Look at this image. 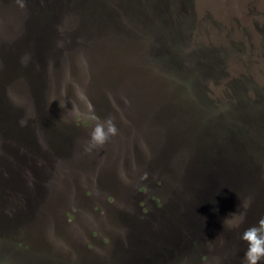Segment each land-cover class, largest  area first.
<instances>
[{"label": "rangeland", "instance_id": "obj_1", "mask_svg": "<svg viewBox=\"0 0 264 264\" xmlns=\"http://www.w3.org/2000/svg\"><path fill=\"white\" fill-rule=\"evenodd\" d=\"M162 1L167 9L170 3L166 5L165 0ZM169 1H174V8L195 11L197 7L199 22L217 25L261 23L247 15L264 13V0ZM49 14L48 19L57 23L50 32L46 22H42L49 39L50 36L70 39L67 32L73 26L67 22L63 24L59 12L54 10ZM133 22L132 26L136 27L139 19ZM164 23L177 24L178 20ZM28 27L22 26L24 29ZM136 28L145 31L142 27ZM21 31L18 41L24 38ZM11 36L15 40V34L11 32ZM98 41L101 43V38ZM34 42L40 44L37 40ZM135 44L143 48L142 42L137 40ZM85 57L80 61L83 73L72 67L64 83L56 79L62 83L63 91L54 93L49 88L44 104L52 108L56 103L65 107L69 105L78 120L91 126L96 123L90 118L92 114L101 121L111 118L118 134L102 148L87 152L82 148L83 143L87 146L90 133L76 128L81 131L73 133V137L67 136L68 140L75 138L74 143L79 144L73 155L78 157L76 164L80 157H86L93 165L77 168L70 160L64 167L65 172L57 167L59 181L55 186L47 181L37 185L33 182V175L23 179L18 177L19 168L25 167L30 173V160L21 163L22 158L15 156L14 151L2 147L17 149L21 140H17L14 119L17 111L12 106L3 105L0 95V113L5 112L12 119L7 128L2 126L0 115V235L18 237V241L31 251L45 253L46 257L33 252L28 256L16 252L10 255H16V260H30L32 264L34 255L53 264L54 261L47 258L48 253L59 259L60 262L55 261V264H66V261L77 264H245L247 243L240 237L245 229L264 218V165L244 164L245 160L239 159L242 152L235 136L230 150L228 147L227 150L218 148L206 161L205 157L209 158L212 148L189 144L180 136L166 132L159 125L158 108L153 105L139 104L136 107L139 124L135 125H140L144 136L131 137L126 133L130 123L126 111H132L133 107L129 103L125 110L122 108L124 102L119 98L128 101V89L138 94L136 88L131 87L133 80L123 75L129 73L134 79L138 76L134 67L137 59L132 57L127 67L118 69L119 72L93 56L97 70H89L88 74L84 68ZM99 92L104 96L105 113L102 114H99L100 109L94 108L99 102ZM113 107L117 111L111 112ZM45 113L52 117L49 109ZM147 114L149 120L144 121ZM221 152L229 155L225 161L235 181L221 182L218 178L219 184L211 188L206 177L202 182L200 172L206 176L207 167L218 163L213 160ZM181 153H186L187 157H182ZM245 165L259 171L247 182L241 179ZM23 199L27 201L26 206L20 205ZM236 224L238 226H233ZM259 264H264V260Z\"/></svg>", "mask_w": 264, "mask_h": 264}, {"label": "trees", "instance_id": "obj_2", "mask_svg": "<svg viewBox=\"0 0 264 264\" xmlns=\"http://www.w3.org/2000/svg\"><path fill=\"white\" fill-rule=\"evenodd\" d=\"M192 1L196 3V0ZM7 2L10 7L17 5L16 0ZM25 2L24 9L16 6L11 10L6 8L2 0L0 2V95L3 105L12 106L17 111L14 119L17 123V140H21V144L17 143V149L11 148L12 146L2 147L14 151L15 156L22 158L21 163L26 159L30 160V173L22 167L19 168L20 176L15 172V177L23 179L33 175L35 180L32 181L37 185L47 181L55 186L59 181L56 168L64 171L70 160L76 164L78 157L73 155L79 149V144L74 143L75 138L68 140L67 136L73 137V133L77 134L81 130L91 134L94 126L78 120L69 105L65 107L56 103L55 108H52L46 106L44 100L48 99L49 88H52L54 93L63 91L62 83L56 79L64 83L65 79L69 78L72 67L83 73L81 57L86 56L84 68L88 70V74L89 70H97L93 64V56L94 59L100 60L101 45L83 33L78 25L91 26L97 31L98 26L108 19L112 10L123 7V2H129L130 11L144 10L143 19L147 17L153 21L148 23L147 30L142 31L130 27L135 23L133 20L140 19L139 16L133 11L129 16L126 34L133 40L142 42L143 48L140 49L146 54L143 62L134 65L138 76L133 78L135 83H132L131 87L136 88L138 94L128 89L127 94L125 93L128 101L118 97L120 102H124L122 108L126 110L129 103L133 107L132 111H126L130 121L126 133L131 137L144 136L140 132V125H135L139 124L135 114L136 107L139 104L147 107L153 105L158 108L156 111L159 114V125L166 132L180 136V139L189 144L212 148L213 151L208 153L209 158L205 157L206 161L218 148L227 150L228 147L230 150L235 136L242 152L239 159L243 162L245 160L244 164L247 165H264V13L247 15L261 23L217 25L212 22H199L197 7L195 11L192 8H174V1L169 0H165L166 5L170 3L167 9L162 0ZM66 7L77 8L78 13L72 15L73 20L63 11ZM54 10L60 13L64 24L67 22L73 26L72 30L67 32L72 40L59 36H50L49 39L42 22H46L51 32L57 23L48 17ZM173 19H177L178 23H164H170ZM11 22L13 32L20 24L27 25L36 37L35 40L40 42L39 45L36 42L31 44V54L25 53L28 45L23 38L19 43L15 41L18 45L11 48L14 41L12 36L9 37L12 32ZM60 54L63 57H57ZM115 62L119 70L126 66L119 56ZM99 90L102 92V88ZM101 92L97 99L99 102L94 106L96 110L100 109L99 114L105 113L102 104L104 96ZM85 101L90 103L89 100ZM106 106L110 108L107 102ZM46 109H49L52 117L45 113ZM54 109L59 111L55 112ZM111 109V112L117 111L114 107ZM118 113V117H121ZM0 115L2 126L9 128L12 119L5 112ZM145 120H149L148 114ZM22 121L26 123L22 125ZM43 137L46 139L43 140ZM87 147L88 144L86 146L83 143L82 149ZM181 154L182 157H187L186 153ZM228 156L225 152L218 153L213 160L218 163L207 167V184L211 188L219 184L218 178L221 182L229 179L230 182L235 181L233 174L228 172L229 166L226 165L225 158ZM82 165L93 164L86 157H80L76 167L81 168ZM25 200L23 199L24 202L21 201L20 205L26 206ZM17 238L12 235H0V264H12L10 253L5 254L7 250L22 256L33 255V251ZM34 254L45 256V253ZM48 255V260L54 261L53 264L55 261L60 262L54 254ZM32 257L34 264L47 263L42 257Z\"/></svg>", "mask_w": 264, "mask_h": 264}, {"label": "water", "instance_id": "obj_3", "mask_svg": "<svg viewBox=\"0 0 264 264\" xmlns=\"http://www.w3.org/2000/svg\"><path fill=\"white\" fill-rule=\"evenodd\" d=\"M4 5L6 7H9V3L7 2L8 0H2ZM1 2V1H0ZM123 7H118L112 10L109 13L108 19L101 25L98 26L97 31L92 28L91 26H85V25H78L80 26L85 33L94 38L101 46V54L100 55V61L101 63L109 64L113 68L118 69L116 65V57L119 56L123 59L124 64L126 65L124 68L127 67L128 61L132 58L135 57L137 59V62H143L144 60V53L143 50H141L136 44L135 40L127 36L126 34V29L129 27V16L131 15V12L133 11L136 15L139 16V23L138 26L136 27H142L144 30H147L149 28L148 23H153L152 20L143 19L144 16V10L137 9V10H132L130 11L129 9V2L128 3H122ZM18 5H13L12 7H16ZM11 10V9H10ZM66 16L70 19L73 20L72 15H75L78 13L77 8H64ZM147 23V26H146ZM64 24V23H63ZM23 26V24H22ZM22 26H18L15 31L13 32V22L10 23V29L13 34H15L14 38L15 40L11 43V48H15L18 44H15L14 42L18 41V34L20 30L24 35V38L27 42L26 46V54H31L29 52L31 44L34 42L35 37L34 34L31 30V28L24 29ZM133 29H138L136 27L130 26ZM101 38V43L98 41ZM136 50H135V49ZM111 54H114L115 57H112ZM123 75L129 77L130 79L133 80V77L129 73H123ZM132 83H135L134 81ZM258 170L253 167H248L245 172L243 173V176H241L242 181L247 182V180L252 179L253 177L255 178L258 174ZM200 178H202V182L205 181V175L203 172H200ZM208 175V174H206ZM11 254V251L7 250L5 251V254ZM13 255V256H12ZM11 255V261L15 263L17 261V264H32L30 260H23V259H18L16 260V255L12 254ZM16 256V257H15ZM18 258V257H17ZM15 260V261H13Z\"/></svg>", "mask_w": 264, "mask_h": 264}, {"label": "clouds", "instance_id": "obj_4", "mask_svg": "<svg viewBox=\"0 0 264 264\" xmlns=\"http://www.w3.org/2000/svg\"><path fill=\"white\" fill-rule=\"evenodd\" d=\"M16 3L21 9L26 7L25 0H16ZM90 118L96 123L85 151L102 148L112 137L118 134L113 119L108 118L101 121L94 114ZM21 123L23 125L26 121ZM242 219L243 217H241V222ZM233 226H238V224ZM240 238L247 243V250L244 254L245 264H259L260 261L264 260V218L260 219L257 225L245 229Z\"/></svg>", "mask_w": 264, "mask_h": 264}]
</instances>
